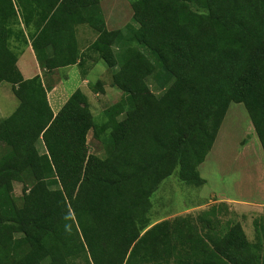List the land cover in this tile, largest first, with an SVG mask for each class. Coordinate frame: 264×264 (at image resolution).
Returning <instances> with one entry per match:
<instances>
[{
    "label": "trees",
    "instance_id": "obj_1",
    "mask_svg": "<svg viewBox=\"0 0 264 264\" xmlns=\"http://www.w3.org/2000/svg\"><path fill=\"white\" fill-rule=\"evenodd\" d=\"M100 1L58 0L31 40L43 73L25 79L8 40L16 9L0 0V82L18 100L0 119V264H264L263 241L239 222L222 230L209 210L151 216V196L173 172L203 184L197 167L231 102L244 104L264 153V0H129L131 20L113 29ZM78 24L94 33L85 53ZM86 56L122 92L100 124L79 88L56 112L47 97V74L82 70ZM88 86L103 91L100 80ZM91 129L101 155L89 151Z\"/></svg>",
    "mask_w": 264,
    "mask_h": 264
},
{
    "label": "rangeland",
    "instance_id": "obj_2",
    "mask_svg": "<svg viewBox=\"0 0 264 264\" xmlns=\"http://www.w3.org/2000/svg\"><path fill=\"white\" fill-rule=\"evenodd\" d=\"M106 1V10L103 9V12L115 14L112 20L110 16V24L107 25L109 29L121 28L131 20L133 10L129 0ZM89 31L93 33L92 29ZM142 50L157 65L154 55L144 48ZM78 72L77 66H70L62 72L55 71L52 75V79H59L65 75L64 73L69 77L66 76L63 79L66 91L61 100L70 94L76 84L81 81V75ZM87 77L90 83H95L98 80L102 82L103 91L94 92L88 85V89L84 86L81 87L83 92L90 97V109L95 122L100 124L105 119L103 110L118 101L122 92L112 85V74L102 61L92 65ZM159 81L161 78L150 77L148 79L150 88L154 92L162 90L158 87ZM164 85L166 84L164 83ZM49 99L52 101V93H50ZM17 105L18 100L12 93L10 84L0 83V119L13 112ZM87 142L90 152L98 155L103 153L102 145L94 136L92 129L87 133ZM37 145L38 149L42 151L43 146ZM197 170L199 176L204 180L200 186L182 182L177 177L176 171L162 180L151 196L153 222L159 219L163 220V218L173 219L174 215L180 211L198 209L205 205L209 207L213 201L226 198L250 201L253 210L261 211L264 216V153L243 103L231 102L228 105L213 145L204 161L198 165ZM21 189L22 184L15 181L12 194L17 203L21 202ZM258 205L260 207H256ZM199 211L195 210L193 214H197ZM231 222L236 221L232 220ZM221 226L219 225L220 229H226V225L222 222ZM245 230L248 238L253 240V231L249 223H246ZM177 255L179 256V253Z\"/></svg>",
    "mask_w": 264,
    "mask_h": 264
},
{
    "label": "crops",
    "instance_id": "obj_3",
    "mask_svg": "<svg viewBox=\"0 0 264 264\" xmlns=\"http://www.w3.org/2000/svg\"><path fill=\"white\" fill-rule=\"evenodd\" d=\"M16 9L18 24L12 25V30L10 32L8 40L10 41V45L14 50L18 51L16 65L21 72L23 78H30L35 74H42L33 48L31 46V40L34 35L40 30V28L44 25L49 15L53 11L58 0H12ZM106 0L100 1V6L102 9V13L105 19L106 26L110 24V16L111 20L114 18L115 14L111 12H107L106 14L103 12V9L106 10ZM104 4V5H103ZM114 23V22H113ZM89 27L86 24H78L76 26L75 36L78 44V48L80 53H85L87 46L90 44V41L94 39V33H91L88 29ZM23 33V35L21 34ZM93 32V31H92ZM24 40L26 42H24ZM83 44H81V43ZM48 54L50 51H47ZM93 60L90 56H86L85 63L81 68L77 64L69 65L66 67H61L55 69L53 72L48 73L45 79L51 86V89L47 92V97L52 107L53 111L56 112L61 105L65 102L68 96L77 88L81 89L82 86L87 87L90 80L87 77L88 72L91 70L92 65H94ZM77 66L81 75V81L78 82L75 88L72 90L70 94H68L64 99L61 100L63 93L66 91V88L63 83V79L67 76H62L59 79H52V75L55 71L62 72L65 68ZM78 72V74H79ZM84 75V76H83ZM67 78H69L67 76ZM5 82V81H2ZM0 82V83H2ZM8 83V82H7ZM9 84V83H8ZM11 89V85H10ZM12 91V90H11ZM13 93V92H12ZM52 93V101L49 99V95ZM84 93V92H83ZM88 100L90 102V97ZM12 113V112H11ZM10 113V114H11ZM208 206V205H207ZM206 205L200 207L198 209H187L185 211H180L174 215H186V216H196L201 211L209 210L210 215H207L208 218L218 220L225 225L232 220L239 222L248 238V234L245 230L246 223L250 224L253 231V240L249 239V241H263L264 243V216L261 214L262 212L259 210H253L252 203L246 200H239L233 198H226L225 200L213 201L209 204V207ZM260 207V205L256 206ZM195 210H200L197 214H193ZM256 213V215H255ZM171 218V217H169ZM167 219V218H163ZM162 219H159L155 222H158ZM222 227V226H221ZM205 229L207 227L205 226ZM172 243H177L175 239L172 240Z\"/></svg>",
    "mask_w": 264,
    "mask_h": 264
}]
</instances>
